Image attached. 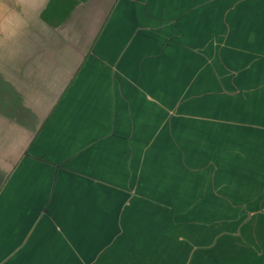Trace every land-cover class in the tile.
I'll use <instances>...</instances> for the list:
<instances>
[{"label":"rangeland","instance_id":"rangeland-1","mask_svg":"<svg viewBox=\"0 0 264 264\" xmlns=\"http://www.w3.org/2000/svg\"><path fill=\"white\" fill-rule=\"evenodd\" d=\"M108 43L0 201V264H186L264 174V0H121Z\"/></svg>","mask_w":264,"mask_h":264},{"label":"crops","instance_id":"crops-1","mask_svg":"<svg viewBox=\"0 0 264 264\" xmlns=\"http://www.w3.org/2000/svg\"><path fill=\"white\" fill-rule=\"evenodd\" d=\"M120 2L0 0V201L19 174L44 167L64 106L116 72L108 32ZM244 179L234 213L192 241L186 264H264V174Z\"/></svg>","mask_w":264,"mask_h":264}]
</instances>
